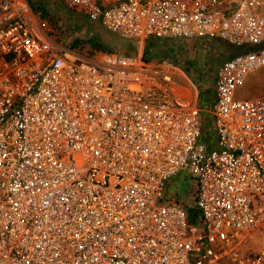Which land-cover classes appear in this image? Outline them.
I'll return each instance as SVG.
<instances>
[{"label": "built area", "instance_id": "obj_1", "mask_svg": "<svg viewBox=\"0 0 264 264\" xmlns=\"http://www.w3.org/2000/svg\"><path fill=\"white\" fill-rule=\"evenodd\" d=\"M124 39L252 48L215 70L212 127L179 100L168 60L50 38L27 0H0V264H264V0H61ZM193 181L195 224L166 181Z\"/></svg>", "mask_w": 264, "mask_h": 264}, {"label": "rangeland", "instance_id": "obj_2", "mask_svg": "<svg viewBox=\"0 0 264 264\" xmlns=\"http://www.w3.org/2000/svg\"><path fill=\"white\" fill-rule=\"evenodd\" d=\"M38 1V0H36ZM44 5L47 15L43 18L48 20L50 25H56L54 33L50 34V38L60 44L63 41L70 42L77 40L84 46L88 47V43L98 40L107 46L109 51L114 54H132L137 50L140 52L143 48L153 52L150 56L152 61H159L162 56L169 60L176 68L182 71L193 87L197 91L198 116L201 122V137L208 135L207 130L211 128L212 115L207 113L211 103L203 100L204 95L209 92L214 82L215 70L219 64L229 57L219 49L234 50L236 46L226 44L222 40L204 38H186L185 42H170L165 45L152 42H144L139 40L137 45L136 39H124L116 34L105 30L97 21L88 20L81 9H73L65 6L61 0H39ZM204 39V40H200ZM148 40V39H147ZM243 46V45H242ZM154 49V50H153ZM232 52L231 55L234 53ZM264 65L260 68L249 72L242 84L236 87L234 97L251 98L264 95ZM262 74V82L256 77ZM177 85L182 88H192L176 71L173 75ZM249 77V78H248ZM248 78V79H247ZM213 102V100H212ZM207 104V105H206ZM209 105V106H208ZM167 190L170 192L176 190L177 196L181 199L180 203L184 206H192L191 192L194 190L193 181L184 172H178L166 181ZM264 201V194L259 197ZM262 245H264V227L249 233L246 238L238 246L239 251L245 254H253Z\"/></svg>", "mask_w": 264, "mask_h": 264}, {"label": "crops", "instance_id": "obj_3", "mask_svg": "<svg viewBox=\"0 0 264 264\" xmlns=\"http://www.w3.org/2000/svg\"><path fill=\"white\" fill-rule=\"evenodd\" d=\"M148 39V40H147ZM205 40H212V39H218V38H211V39H208V38H204ZM204 39H200V40H204ZM185 40H186V38H156V37H146V38H144V39H142L141 41V43H144L145 41L147 42H152V44H154V43H158V44H160V45H165V44H167V43H170V42H173V41H176V42H182V43H186L185 42ZM219 40H221V39H219ZM68 41V40H67ZM139 40H136L135 41V44L137 45V43H139L138 42ZM223 42H225L226 44H229L228 42H226V41H224V40H222ZM229 45H232V44H229ZM233 46H237V45H233ZM250 48H252L251 46H249ZM154 50V49H153ZM220 51H222V52H224L225 53V55H226V57H231L233 54H235L236 52H234V50H229V49H226V50H224V49H219ZM236 51V50H235ZM232 52H234L232 55H231V53ZM97 53V52H96ZM95 53V54H96ZM94 54V55H95ZM122 55H125V54H123L122 53ZM127 56H135V57H139V58H141V59H143V60H150V59H153L152 57H150V56H152L153 55V52H151V51H149L148 49H146V48H143V50L140 52L139 50H137V52L136 53H132V54H130V53H128V54H126ZM159 57H161V58H159V59H165L164 57H162V56H159ZM228 59V58H227ZM226 59V60H227ZM165 60H167V59H165ZM169 61V60H168ZM225 61V60H224ZM170 62V61H169ZM172 64V63H171ZM173 65V64H172ZM220 65V64H219ZM218 65V66H219ZM175 68H176V66L175 65H173ZM176 71H178V72H180V74H181V76L186 80V82L190 85V87L192 88V90L190 89V88H182V87H180L179 85H176V92H175V94L178 96V98H179V100L180 101H182V102H184V103H186L187 105H189V106H191V107H194L195 109H197V113H198V105L196 104L197 103V91H196V89L193 87V85H192V83L189 81V79L187 78V76L182 72V71H180V70H178L177 68H176ZM262 72V71H261ZM262 74H264V72H262ZM262 74L261 75H257L258 77H256V79H258L260 82H262L263 80H262ZM249 78V77H248ZM247 78V79H248ZM245 80V79H244ZM264 93V92H263ZM203 100H205V102H209V103H211V105H210V107L208 108V110H207V113L210 115L211 114V108H212V104H213V102H212V100H214V93H213V84H212V87H211V89L209 90V92H207L205 95H204V98H203ZM208 103V104H209ZM207 105V104H206ZM209 106V105H208ZM211 126H212V120H211ZM211 128H209L207 131H209Z\"/></svg>", "mask_w": 264, "mask_h": 264}, {"label": "trees", "instance_id": "obj_4", "mask_svg": "<svg viewBox=\"0 0 264 264\" xmlns=\"http://www.w3.org/2000/svg\"><path fill=\"white\" fill-rule=\"evenodd\" d=\"M28 4L30 5L31 9L33 11H39L40 15L42 17H45L47 15L46 9L41 1L36 0H27ZM69 47L76 49L77 51H80L85 56L92 57L96 52H103V53H111L107 46L103 44L102 41L94 40L90 43H88V47L84 46V44L80 43L77 40H72L68 42ZM250 49L249 46H242L237 45L236 46V53L240 51H245ZM186 210V219L187 223L189 225L195 224L196 218H197V211L192 206H187L185 208Z\"/></svg>", "mask_w": 264, "mask_h": 264}, {"label": "bare ground", "instance_id": "obj_5", "mask_svg": "<svg viewBox=\"0 0 264 264\" xmlns=\"http://www.w3.org/2000/svg\"><path fill=\"white\" fill-rule=\"evenodd\" d=\"M174 91L176 92V88L174 89Z\"/></svg>", "mask_w": 264, "mask_h": 264}]
</instances>
